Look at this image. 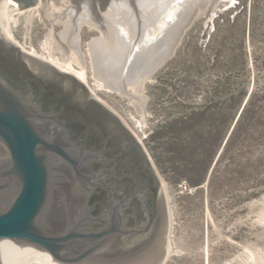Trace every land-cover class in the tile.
Here are the masks:
<instances>
[{
    "label": "rangeland",
    "instance_id": "rangeland-1",
    "mask_svg": "<svg viewBox=\"0 0 264 264\" xmlns=\"http://www.w3.org/2000/svg\"><path fill=\"white\" fill-rule=\"evenodd\" d=\"M71 6V0L16 6L8 35L49 60L52 33L59 45L53 57L63 60L74 52L60 35ZM100 35L81 27V65L88 70L81 81L142 141L161 178L172 247L164 264H251L252 257L264 264V0H211L147 82L144 109L95 84L88 43ZM254 87L255 115L210 174ZM183 182L191 191H180Z\"/></svg>",
    "mask_w": 264,
    "mask_h": 264
},
{
    "label": "water",
    "instance_id": "water-1",
    "mask_svg": "<svg viewBox=\"0 0 264 264\" xmlns=\"http://www.w3.org/2000/svg\"><path fill=\"white\" fill-rule=\"evenodd\" d=\"M16 1L20 10L41 3L36 0L35 4L23 5L21 0ZM210 2L71 0L73 6L62 13L65 28L60 35L85 66L81 27L86 24L100 30L101 36L92 39L88 46L96 79L144 109L150 76L173 54ZM2 36L13 45L6 30L5 0H0ZM17 48L24 49L20 45ZM26 56L36 71L56 68L80 82L83 91L111 111L73 74L31 52ZM248 99L249 96L210 174ZM48 118L0 74V264H159L168 237L166 206L160 227L148 243L123 226L116 208L109 213V223L97 228L89 207L92 183L88 156L84 149L75 153L68 138L55 122L45 120Z\"/></svg>",
    "mask_w": 264,
    "mask_h": 264
},
{
    "label": "flooded vegetation",
    "instance_id": "flooded-vegetation-1",
    "mask_svg": "<svg viewBox=\"0 0 264 264\" xmlns=\"http://www.w3.org/2000/svg\"><path fill=\"white\" fill-rule=\"evenodd\" d=\"M17 47V42L10 45L0 38V74L49 116L45 120L55 122L75 153L85 150L92 183L89 207L97 228L109 223V213L116 208L125 228L151 241L166 203L161 178L141 140L83 91L80 82L56 68L34 70L26 56L30 51Z\"/></svg>",
    "mask_w": 264,
    "mask_h": 264
},
{
    "label": "bare ground",
    "instance_id": "bare-ground-1",
    "mask_svg": "<svg viewBox=\"0 0 264 264\" xmlns=\"http://www.w3.org/2000/svg\"><path fill=\"white\" fill-rule=\"evenodd\" d=\"M11 3H14L13 2V0H5V17H6V30H7V34H9V32H10V30H11V26H12V19H13V17H14V13L17 11V7L16 6H13V5H11ZM19 9V8H18ZM91 27V26H90ZM52 30V29H51ZM51 32V31H50ZM101 36V35H100ZM11 37V36H10ZM48 38H47V41H46V48L48 49V51H50V55L51 56H49L51 59H52V61H49V60H51V59H49V60H47V61H49L50 63H52V64H55L54 63V61H58L60 64H63L66 68H62V67H60V68H62V69H64L65 71H67V72H70V73H72V74H74V75H76V76H78L79 77V79L80 80H82V81H85V79H87V75H88V70L84 67V66H82L81 64V61H80V59H79V57L77 56V54L75 53V52H73V54H71V55H64V53H63V60H60L59 58H56V57H53V54H52V52L54 51V47L56 46V45H58V43H57V41L55 40V38H54V36H53V34L52 33H49V35L47 36ZM96 38V37H95ZM94 39V38H93ZM91 41V40H90ZM90 41H89V43H90ZM88 43V44H89ZM59 46V45H58ZM58 48V47H57ZM63 50V49H62ZM63 52V51H62ZM175 52V51H174ZM173 52V53H174ZM56 58L55 60H53V58ZM165 62V61H164ZM163 62V63H164ZM162 63V64H163ZM56 64H58V63H56ZM55 64V65H56ZM76 64L77 65H80V67H81V69L80 70H77V68H76ZM161 64V65H162ZM62 65V66H63ZM160 65V66H161ZM57 66V65H56ZM159 66V67H160ZM59 67V66H58ZM79 67V68H80ZM159 67L155 70V72L150 76V78H149V80L148 81H150V80H152V78H153V75L157 72V70L159 69ZM93 77L95 78V84H97V86H99V87H103V88H105V89H107L106 87H104L103 85H101L99 82H98V80L96 79V77H95V75L93 74ZM110 90V89H109ZM146 99H147V97H146ZM144 118V117H143ZM144 120V119H143ZM143 120H141L139 123H140V125H142V127H144V121ZM169 217V216H168ZM168 244L166 245V252H165V254H164V256L162 257V259H161V261H160V263L159 264H164V262H165V260L167 259V257L168 256H170V254L172 253V247H171V244H170V242H169V240H168V242H167ZM252 263L251 264H259L258 262L259 261H257L254 257H252Z\"/></svg>",
    "mask_w": 264,
    "mask_h": 264
},
{
    "label": "trees",
    "instance_id": "trees-1",
    "mask_svg": "<svg viewBox=\"0 0 264 264\" xmlns=\"http://www.w3.org/2000/svg\"><path fill=\"white\" fill-rule=\"evenodd\" d=\"M230 81V79H229ZM258 93V88L254 87L251 96L228 140V143L223 151V153L221 154V158L226 154V152H228L230 146L232 145L234 139L238 136V134L240 133V131L242 130V128L244 127V123L246 122V120L250 119V117L252 118L255 115V99H256V94ZM232 118L234 117V114H232Z\"/></svg>",
    "mask_w": 264,
    "mask_h": 264
},
{
    "label": "built area",
    "instance_id": "built-area-1",
    "mask_svg": "<svg viewBox=\"0 0 264 264\" xmlns=\"http://www.w3.org/2000/svg\"><path fill=\"white\" fill-rule=\"evenodd\" d=\"M180 191L181 192H188L191 191V187L187 182H183L182 184H180Z\"/></svg>",
    "mask_w": 264,
    "mask_h": 264
}]
</instances>
